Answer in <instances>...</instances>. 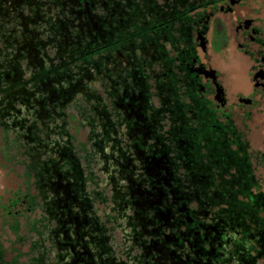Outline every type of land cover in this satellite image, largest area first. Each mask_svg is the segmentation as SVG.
Returning a JSON list of instances; mask_svg holds the SVG:
<instances>
[{
	"label": "flooded vegetation",
	"instance_id": "flooded-vegetation-1",
	"mask_svg": "<svg viewBox=\"0 0 264 264\" xmlns=\"http://www.w3.org/2000/svg\"><path fill=\"white\" fill-rule=\"evenodd\" d=\"M0 133L41 264H264V0H0Z\"/></svg>",
	"mask_w": 264,
	"mask_h": 264
},
{
	"label": "rangeland",
	"instance_id": "rangeland-1",
	"mask_svg": "<svg viewBox=\"0 0 264 264\" xmlns=\"http://www.w3.org/2000/svg\"><path fill=\"white\" fill-rule=\"evenodd\" d=\"M230 51L231 49L223 52L224 58L230 56ZM48 52L50 57L54 56L53 51ZM68 110L72 109L69 108ZM85 130V128L80 129L79 137L81 139L85 137L83 135ZM8 139V135L0 133V239L5 248L2 253L6 259H11L13 255L20 253L17 256L18 264H41V262H32V259L38 256L40 248H33V242H36L37 239L35 234L28 229L29 221L26 218L28 214L23 211L24 206L20 202L26 187L23 175V158L19 154L20 150L17 153L13 145L10 147ZM11 155L15 157L14 160L8 158ZM14 200L17 204L10 207L8 203L10 201L13 203ZM8 210L10 213L7 212ZM15 219L19 220L20 228L14 233L10 225L14 223Z\"/></svg>",
	"mask_w": 264,
	"mask_h": 264
},
{
	"label": "trees",
	"instance_id": "trees-1",
	"mask_svg": "<svg viewBox=\"0 0 264 264\" xmlns=\"http://www.w3.org/2000/svg\"><path fill=\"white\" fill-rule=\"evenodd\" d=\"M37 243V241L36 242H33V248H37L38 247V244H36ZM32 262H40V257H34L33 259H32Z\"/></svg>",
	"mask_w": 264,
	"mask_h": 264
},
{
	"label": "water",
	"instance_id": "water-1",
	"mask_svg": "<svg viewBox=\"0 0 264 264\" xmlns=\"http://www.w3.org/2000/svg\"><path fill=\"white\" fill-rule=\"evenodd\" d=\"M202 44H204V42Z\"/></svg>",
	"mask_w": 264,
	"mask_h": 264
}]
</instances>
